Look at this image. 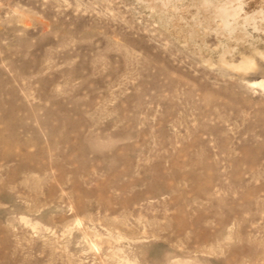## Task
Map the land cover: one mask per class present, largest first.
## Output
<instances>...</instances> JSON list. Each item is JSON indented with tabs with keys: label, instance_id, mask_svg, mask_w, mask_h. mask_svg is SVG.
Here are the masks:
<instances>
[{
	"label": "rangeland",
	"instance_id": "obj_1",
	"mask_svg": "<svg viewBox=\"0 0 264 264\" xmlns=\"http://www.w3.org/2000/svg\"><path fill=\"white\" fill-rule=\"evenodd\" d=\"M0 264H264V0H0Z\"/></svg>",
	"mask_w": 264,
	"mask_h": 264
}]
</instances>
